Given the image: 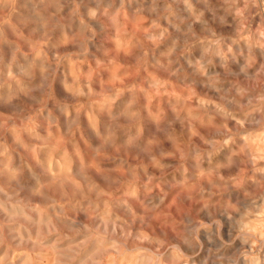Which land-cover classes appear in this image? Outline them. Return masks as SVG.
Wrapping results in <instances>:
<instances>
[{
  "label": "rangeland",
  "instance_id": "1",
  "mask_svg": "<svg viewBox=\"0 0 264 264\" xmlns=\"http://www.w3.org/2000/svg\"><path fill=\"white\" fill-rule=\"evenodd\" d=\"M263 235L264 0H0V264H264Z\"/></svg>",
  "mask_w": 264,
  "mask_h": 264
},
{
  "label": "bare ground",
  "instance_id": "2",
  "mask_svg": "<svg viewBox=\"0 0 264 264\" xmlns=\"http://www.w3.org/2000/svg\"><path fill=\"white\" fill-rule=\"evenodd\" d=\"M210 109V108H209ZM235 119V118H234ZM240 119V118H239ZM242 119V118H241ZM237 120V119H236ZM242 121H244V120H242ZM238 123V122H237ZM244 126V125H243ZM242 133H244V132H242ZM241 133V134H242ZM252 135V134H251ZM247 136V135H246ZM243 138V137H242ZM252 138V137H251ZM258 138H260V137H258ZM254 149V148H253ZM258 150V149H257ZM254 156V155H253ZM259 158V157H258ZM260 159V158H259ZM255 160V159H254ZM258 160V159H257ZM259 161V160H258ZM260 162V161H259ZM257 163V162H256ZM259 166V165H258ZM262 166V165H261ZM260 167V166H259ZM219 176H221L220 174H219ZM246 180V179H245ZM247 181V180H246ZM250 181V180H249ZM261 209V208H260ZM243 224V223H242ZM262 226V225H261ZM263 231V230H262ZM226 234H227V231H226ZM254 236V235H253ZM264 236V235H263ZM196 243V242H195ZM197 244V243H196ZM193 245V244H192ZM188 247V246H187ZM220 253V252H219ZM229 255V254H228ZM264 256V255H263ZM262 256V257H263ZM205 257V256H204ZM210 258V257H209ZM212 258H214L213 256H212ZM226 258V257H225ZM252 258V257H251ZM194 259V258H193ZM231 260V259H230ZM230 260H229V262H230ZM255 260V259H254ZM201 261H203V259L201 260ZM204 261H205V259H204ZM262 261V260H261ZM212 262V261H211ZM203 263V262H202ZM217 263H219V262H217ZM220 264H222V263H220ZM244 264V263H243Z\"/></svg>",
  "mask_w": 264,
  "mask_h": 264
}]
</instances>
